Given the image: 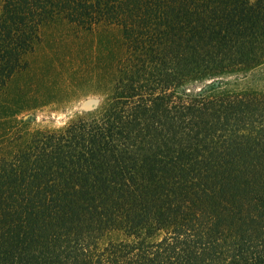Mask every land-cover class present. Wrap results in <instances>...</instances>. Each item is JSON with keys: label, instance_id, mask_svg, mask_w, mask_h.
I'll list each match as a JSON object with an SVG mask.
<instances>
[{"label": "trees", "instance_id": "16d2710c", "mask_svg": "<svg viewBox=\"0 0 264 264\" xmlns=\"http://www.w3.org/2000/svg\"><path fill=\"white\" fill-rule=\"evenodd\" d=\"M44 44L104 97L56 129ZM263 70L264 0H0V264H264Z\"/></svg>", "mask_w": 264, "mask_h": 264}, {"label": "rangeland", "instance_id": "374dc122", "mask_svg": "<svg viewBox=\"0 0 264 264\" xmlns=\"http://www.w3.org/2000/svg\"><path fill=\"white\" fill-rule=\"evenodd\" d=\"M62 48L63 46L57 44L52 50L44 44L36 55L29 57L35 70L10 83L8 99L11 102L9 104L11 110L8 111L7 116L19 111L14 118L27 119L33 128L56 129L65 126L77 115L88 112L82 108L84 103L90 100H97L98 105L103 103L104 97L94 93L93 90L83 86L69 88L71 85L70 81H67L69 78L65 70L54 71L55 68L58 69L60 57L64 55ZM54 54L58 56L53 58ZM261 72L259 75L264 77V70ZM26 80L30 82L22 89ZM120 238V234H113L104 242Z\"/></svg>", "mask_w": 264, "mask_h": 264}, {"label": "water", "instance_id": "95a60500", "mask_svg": "<svg viewBox=\"0 0 264 264\" xmlns=\"http://www.w3.org/2000/svg\"><path fill=\"white\" fill-rule=\"evenodd\" d=\"M97 105H98L97 100H90V101L84 103L82 108L85 111H90V110H93Z\"/></svg>", "mask_w": 264, "mask_h": 264}]
</instances>
